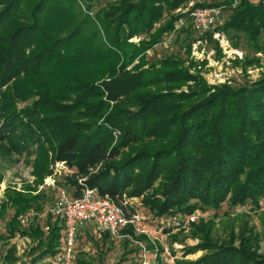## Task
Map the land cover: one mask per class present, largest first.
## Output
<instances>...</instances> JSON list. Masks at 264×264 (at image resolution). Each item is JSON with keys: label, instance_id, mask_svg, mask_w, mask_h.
I'll return each instance as SVG.
<instances>
[{"label": "trees", "instance_id": "16d2710c", "mask_svg": "<svg viewBox=\"0 0 264 264\" xmlns=\"http://www.w3.org/2000/svg\"><path fill=\"white\" fill-rule=\"evenodd\" d=\"M99 1L0 0V154L36 155L34 183L7 189L0 202L1 219L13 212L0 240L43 236L39 225L22 230L19 218L43 212L47 199L38 187L58 162L75 170L69 179L75 198L83 189L77 179L85 180L128 212L134 208L125 196H143L157 218L249 201L259 207L264 78L238 89L208 88L180 58H150L180 17L165 21V14L193 0H118L94 13ZM230 30L263 48L264 0L241 1L216 29ZM194 31L187 18L174 35L189 56ZM214 32L200 41L214 43ZM186 86L188 92H176ZM192 228L199 242L184 248L175 264H264L260 235L248 225L223 240L215 238L210 222ZM62 230L61 222L51 226L45 256L57 253ZM101 241L112 242L107 235ZM135 251L118 264H133L127 257ZM198 252L203 255L197 260H185ZM14 253H7L12 264Z\"/></svg>", "mask_w": 264, "mask_h": 264}, {"label": "rangeland", "instance_id": "374dc122", "mask_svg": "<svg viewBox=\"0 0 264 264\" xmlns=\"http://www.w3.org/2000/svg\"><path fill=\"white\" fill-rule=\"evenodd\" d=\"M118 0H100L95 4L93 12H97L101 8L115 3ZM243 0H193L179 9L165 14V21L170 17L180 16V9L197 8L196 5L215 6L222 8L223 14L221 23L216 28L209 32H214L213 42L200 41L201 36L194 31L191 40L193 42L192 52L188 55L184 45L174 43L175 36H165L163 42L156 46L154 52H149L150 58L164 59L167 57H178L185 61V67L188 68L192 75L199 76L208 88L228 85L238 89L243 86H250L264 78V47L258 49L255 47L247 36L234 31L218 32V27H223L231 18L233 10ZM250 1V0H247ZM261 0H252L259 3ZM209 8V7H208ZM180 18V17H179ZM159 27V26H157ZM156 27V28H157ZM183 37V36H182ZM143 37L134 38L132 42L138 43ZM189 41V40H188ZM219 46V50H215V45ZM264 46V43L262 41ZM189 85H193L192 82ZM188 92V87H183L176 91ZM113 104V103H111ZM27 104H19V108L23 109ZM119 136L118 133L115 137ZM6 152V151H5ZM7 153V152H6ZM30 157V158H29ZM36 155H13L8 157L6 154H0V202L5 198L7 189H15L22 191L27 184H33L35 177L33 176V162ZM52 175L46 177L42 186L38 187V193L44 194L46 202L44 210L38 218V224L43 233V236L33 241L29 237L17 236L12 239L0 240V264H12L8 261V251L14 249V258L17 261L13 264H56V256L61 246V239L54 256H45L47 242L51 226L58 220L46 214V209L53 201L57 189L65 188L70 193L72 186L69 184L75 170L67 167L65 163L58 162L51 167ZM80 182V180L77 179ZM129 202L136 210L140 211L145 216L155 217L143 203L142 197H127ZM13 212L9 211V215L5 219L0 218V235L7 236V224L12 217ZM196 216V221H190V218ZM157 219V217H155ZM179 218L183 225L180 227L172 226L167 232H159L155 229L156 223L152 224L153 229L158 232L155 237V243H147V257L155 264H175L176 260L184 258V248H192L198 244V240L193 238V224H198L203 221L205 224L210 222L215 226L214 236L218 240L227 238V235L235 230L238 233L239 229L248 225L249 228L260 235L261 250L264 254V199L260 201V206L256 207L252 202H247L244 206L229 207L223 205L220 210H197L192 214L179 212L176 214L158 217V219L172 220ZM157 219V221H159ZM156 221V222H157ZM59 222V221H58ZM32 225V224H30ZM29 225V226H30ZM28 227H21L22 230H27ZM62 237V232H61ZM173 238V239H172ZM40 242L44 244L41 245ZM149 244L153 248L149 249ZM138 249L128 255V261L133 264H141L140 248L126 249L124 243L117 244L97 240L91 231L83 230L77 240L76 255L73 264H118L120 259L125 256L129 250ZM161 254H160V250ZM203 255V252H198L194 255H189L185 260L195 261ZM160 258V259H159Z\"/></svg>", "mask_w": 264, "mask_h": 264}, {"label": "built area", "instance_id": "2783aa9c", "mask_svg": "<svg viewBox=\"0 0 264 264\" xmlns=\"http://www.w3.org/2000/svg\"><path fill=\"white\" fill-rule=\"evenodd\" d=\"M179 12L181 13L180 18L175 24L174 32L169 36H174L184 27L187 18L192 20L198 33L203 35L221 23L223 14L220 7L180 9ZM84 182L85 180L79 182L83 186L79 198H75L65 188H58L53 201L45 211L47 215L61 222L63 228L56 264H73L78 236L83 230L91 231L97 240L107 235L114 243L128 242L131 246L142 250L141 264H155L148 259L146 253L147 243L154 244L158 234L152 224H157L155 229H159V232H166L172 224L174 227H180L184 222L179 218L172 220L157 218L159 220L157 221L155 217L145 216L133 206L134 211L128 212L113 199L101 196L97 189L88 187ZM40 215V213L31 211L21 216L19 218L21 226L39 225L37 222ZM190 221H196V216L190 218ZM140 236H145L148 241L139 240Z\"/></svg>", "mask_w": 264, "mask_h": 264}]
</instances>
